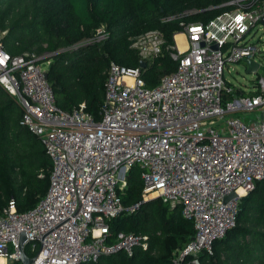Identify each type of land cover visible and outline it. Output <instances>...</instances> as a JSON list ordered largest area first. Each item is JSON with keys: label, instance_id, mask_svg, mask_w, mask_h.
<instances>
[{"label": "built area", "instance_id": "2783aa9c", "mask_svg": "<svg viewBox=\"0 0 264 264\" xmlns=\"http://www.w3.org/2000/svg\"><path fill=\"white\" fill-rule=\"evenodd\" d=\"M230 5L237 9L184 25L186 49L168 48L178 68L154 88L146 86L141 66L111 63L99 121L85 104L60 109L45 78L46 55H12L3 45L6 33L0 34V87L16 100L20 124L53 163L49 189L34 208L19 212L12 199L0 213V264H21L23 232L33 264H89L148 252L150 235L114 234L110 227L141 206L125 207L119 195L134 167L142 171L144 200L180 206L194 223L195 235L173 264H201L203 252L214 255V243L237 226L241 200L264 181V74L248 91L258 94L248 96L225 78L232 65L262 56L252 39L264 22V0ZM103 28L97 41L106 37ZM132 40L141 61L163 54L161 31ZM233 192L238 197L225 203Z\"/></svg>", "mask_w": 264, "mask_h": 264}, {"label": "trees", "instance_id": "16d2710c", "mask_svg": "<svg viewBox=\"0 0 264 264\" xmlns=\"http://www.w3.org/2000/svg\"><path fill=\"white\" fill-rule=\"evenodd\" d=\"M234 0H0V34L10 54H50L53 63L48 82L57 106L72 112L85 104L97 121L105 97L111 63L138 68L141 59L133 49L134 38L161 31L163 54L147 63L143 79L148 88L174 73L179 63L171 57L174 36L184 25L206 24L217 16L236 10ZM191 12V13H189ZM175 20L165 23V18ZM104 27L105 39L97 41ZM84 42V43H83ZM47 59V58H46ZM47 62L49 60H46ZM257 95L256 92H241ZM22 111L0 87V213L15 199L18 211L34 208L49 189L53 163L41 141L20 124ZM141 169L127 174V188L119 191L125 207L141 204L133 214L110 222L111 231L149 234L151 248L134 257L117 254L89 264H173V254L195 235L194 223L182 215L180 206L171 209L161 200L143 202ZM155 201L159 205L155 206ZM237 226L214 243V255L203 252L201 264H264V181L239 205ZM26 254L33 257L30 247Z\"/></svg>", "mask_w": 264, "mask_h": 264}, {"label": "rangeland", "instance_id": "374dc122", "mask_svg": "<svg viewBox=\"0 0 264 264\" xmlns=\"http://www.w3.org/2000/svg\"><path fill=\"white\" fill-rule=\"evenodd\" d=\"M189 13H191V12H189ZM255 32L256 33H255L252 41L254 44H257L262 51V56L257 58L258 59L257 63H259L261 65L258 72L256 74H249L248 73V65L245 62H242L239 64L232 65L230 68V73L227 70L225 73L226 80L229 81L233 86H235L238 89L239 93H241V90L246 92V93H249L248 91L252 90V87L256 83L257 78L260 75L264 74V24H260ZM175 41H176V44L181 48V44L179 42V39L176 38ZM46 57H47L46 60H49L50 54H46ZM144 62L151 64L154 61H153V59L148 58V59H144ZM52 63H53V60H49L47 62V64H45L44 67L47 69H50ZM11 98L16 102V100L12 96H11ZM250 117H252V115L249 114L247 116V118H250ZM126 188H127V186L124 187L123 190H125ZM142 199H143V202L145 201V203H149V202H152L154 200H160L157 197H153L152 199H149V200H144L143 196H142ZM154 205L155 206L159 205L158 201H155ZM171 209H174V208H171ZM179 250L180 249H177L174 251L173 257L175 256L176 253H178Z\"/></svg>", "mask_w": 264, "mask_h": 264}, {"label": "water", "instance_id": "95a60500", "mask_svg": "<svg viewBox=\"0 0 264 264\" xmlns=\"http://www.w3.org/2000/svg\"><path fill=\"white\" fill-rule=\"evenodd\" d=\"M264 24V22H263ZM215 49H217V47H215ZM245 63L248 65V73L249 74H256L260 64L255 62V61H251V60H247L245 61ZM141 67L145 68L146 67V62L141 61ZM45 78L48 79V73L45 74ZM237 194L236 193H232L229 196H227L224 200L225 203H228L230 200L237 198ZM28 240L27 234L26 232H23L20 234V245H19V258H20V262L21 264H33L35 262V257H29L25 250L23 249L24 247V243Z\"/></svg>", "mask_w": 264, "mask_h": 264}, {"label": "crops", "instance_id": "0c3cea01", "mask_svg": "<svg viewBox=\"0 0 264 264\" xmlns=\"http://www.w3.org/2000/svg\"><path fill=\"white\" fill-rule=\"evenodd\" d=\"M176 38L179 39V42H180V44H181V47L183 46V48L186 49V47H187V43H186V39H185L183 33L176 34L174 40H175ZM175 44H176V41H175ZM176 45H177V44H176ZM177 46H178V45H177ZM178 47H179V46H178ZM179 48H180V47H179Z\"/></svg>", "mask_w": 264, "mask_h": 264}, {"label": "bare ground", "instance_id": "6f19581e", "mask_svg": "<svg viewBox=\"0 0 264 264\" xmlns=\"http://www.w3.org/2000/svg\"><path fill=\"white\" fill-rule=\"evenodd\" d=\"M180 49H181V50H184L183 46H182ZM240 194H241V195H245V192L241 190V191H240ZM3 262H5L4 259H3L2 257H0V263H3Z\"/></svg>", "mask_w": 264, "mask_h": 264}, {"label": "snow or ice", "instance_id": "6c2138e0", "mask_svg": "<svg viewBox=\"0 0 264 264\" xmlns=\"http://www.w3.org/2000/svg\"><path fill=\"white\" fill-rule=\"evenodd\" d=\"M3 61H0V63H2Z\"/></svg>", "mask_w": 264, "mask_h": 264}]
</instances>
